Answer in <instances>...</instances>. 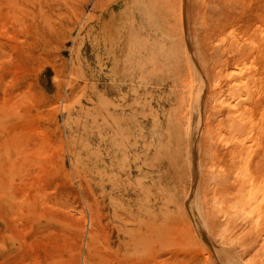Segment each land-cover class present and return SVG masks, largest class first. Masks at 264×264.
<instances>
[{"label": "rangeland", "instance_id": "rangeland-1", "mask_svg": "<svg viewBox=\"0 0 264 264\" xmlns=\"http://www.w3.org/2000/svg\"><path fill=\"white\" fill-rule=\"evenodd\" d=\"M107 1L0 0V264H264V0Z\"/></svg>", "mask_w": 264, "mask_h": 264}, {"label": "bare ground", "instance_id": "bare-ground-1", "mask_svg": "<svg viewBox=\"0 0 264 264\" xmlns=\"http://www.w3.org/2000/svg\"><path fill=\"white\" fill-rule=\"evenodd\" d=\"M100 1V0H99ZM102 1V0H101ZM107 1V0H106ZM109 1V0H108ZM107 1V3H109ZM121 1V0H120ZM115 2V1H114ZM125 3V2H124ZM102 4H103V2H102ZM105 4V3H104ZM123 4V3H122ZM240 21V20H239ZM253 22V21H252ZM250 24V23H249ZM244 25V24H243ZM247 25V24H246ZM260 25V24H259ZM255 26V25H254ZM257 26V25H256ZM249 28V27H248ZM247 28V29H248ZM254 29H255V27H253ZM262 33H264V32H262ZM116 35V34H115ZM220 35V34H219ZM224 35V34H223ZM262 35H264V34H262ZM222 36V35H221ZM254 36V35H253ZM225 37V36H224ZM246 37V36H245ZM122 39V38H121ZM146 40V39H145ZM218 40V39H217ZM247 41H249L248 39H247ZM242 42V41H241ZM252 43V42H251ZM250 44V43H249ZM253 44V43H252ZM135 45V44H134ZM118 46V45H117ZM164 47V46H163ZM164 49V48H163ZM128 50V49H127ZM196 50V49H195ZM197 52V51H196ZM117 53V52H116ZM118 54V53H117ZM116 55V54H115ZM245 63L246 62H244V65H245ZM235 64V63H234ZM239 64V63H238ZM249 64V63H248ZM248 64H246V65H248ZM251 64V63H250ZM245 65V66H246ZM238 66V65H237ZM236 66V67H237ZM245 66H241L240 68H239V66L237 67V68H235L234 67V69H232L231 70V73L232 74H234L233 76H235L236 74H239V73H242L243 71H244V73H245V71H246V69L248 68L247 66L245 67ZM249 66V65H248ZM253 66V65H252ZM254 66H255V64H254ZM253 66V67H254ZM233 67V66H232ZM250 67V66H249ZM250 69V68H249ZM248 70V69H247ZM251 70V69H250ZM250 72L251 71H249V74H250ZM229 73V72H228ZM247 73V72H246ZM230 74V73H229ZM232 74H230L231 76H232ZM230 75H229V77H230ZM241 75V74H240ZM245 76H244V78H246L247 76H246V74H244ZM226 76H228V75H226ZM225 76V77H226ZM232 76V77H233ZM250 76V75H249ZM231 77V78H232ZM228 79V78H227ZM230 79V78H229ZM228 79V80H229ZM231 80V79H230ZM230 80L228 81V83L230 82ZM236 81V80H235ZM238 81H239V79H238ZM232 84V83H231ZM234 84V83H233ZM235 84H236V82H235ZM237 84L239 85V83L237 82ZM223 86V85H222ZM234 85H232V91L230 90V91H228L229 93H228V95H230L231 97H234L235 96V98H237V94L233 91V87ZM223 88H225V87H223ZM242 88V87H241ZM229 89V88H228ZM108 91V90H107ZM221 92H222V90H221ZM236 94V95H234V93ZM232 93H233V95H232ZM239 97V96H238ZM226 98V97H225ZM235 98H234V100H235ZM228 100V99H227ZM238 100V99H237ZM237 100H235V101H237ZM223 101V100H222ZM221 101V103L220 104H218V102H217V105H219L220 107H222V109H223V111H225V112H227L228 113V111H230L232 108H231V106H230V102H222ZM233 103H234V101H233ZM218 106V107H219ZM234 106V105H233ZM235 107V106H234ZM228 117H229V115H228ZM231 120V119H230ZM230 123H232V122H230ZM119 125V124H118ZM232 126V125H231ZM229 127V126H228ZM227 127V128H228ZM229 129V128H228ZM229 131H230V129H229ZM121 132V131H120ZM118 133V132H117ZM124 137V136H123ZM131 150H132V148H131ZM129 151V150H128ZM134 151V150H133ZM130 153V152H129ZM126 154H128V153H126ZM107 155H109V153L107 154ZM110 160V159H109ZM108 160V164L110 163V161ZM106 163V164H107ZM144 163V162H143ZM231 163V162H230ZM135 166V165H134ZM259 166H261V165H259ZM136 169V168H135ZM137 169L140 171V169H141V166H139V167H137ZM230 169V168H229ZM136 172V171H135ZM131 173H133V172H131ZM131 173H126L125 174V177H126V179H129L130 178V175H131ZM108 181H110V180H108ZM118 185V186H117ZM111 186H113L114 187V189L117 191V193H118V196L120 195V192L123 190V189H121L122 187L120 186V183H117V184H113V183H111ZM244 186V185H243ZM239 187H241V186H239ZM111 189H113V188H111ZM243 189H245L246 190V188H242V189H239L240 191L241 190H243ZM112 192V191H111ZM251 192H253L250 188L247 190V193H248V195L251 193ZM247 195V196H248ZM110 196V195H109ZM250 196V195H249ZM251 197H246V198H244L243 197V195L242 194H240L239 195V205H240V208L243 210L242 212H243V214H245V215H248V212L247 211H251L252 209H253V207L251 208V206H252V204H253V202L251 201ZM251 209V210H250ZM237 210V209H236ZM239 211H241V210H239ZM238 211V212H239ZM241 213V212H240ZM250 213V212H249ZM242 214V215H243ZM248 216H250V214L248 215ZM123 220V219H122ZM121 220V221H122ZM146 230L149 232L150 231V227H149V225L147 224L146 225ZM121 229V228H120ZM260 230H262L261 228H260ZM123 234H124V232L123 231H121ZM219 232H221V230L219 231ZM260 235V234H259ZM262 235H264V234H262ZM261 235V236H262ZM260 241V240H259ZM262 241H264V239H262ZM261 241V242H262ZM260 242V243H261ZM259 243V244H260ZM215 245V244H214ZM262 245H264V244H262ZM235 248V247H234ZM227 249V248H226ZM220 250V249H219ZM227 250H229V247H228V249ZM227 250H224V251H226V252H228ZM218 251V250H217ZM223 251V250H222ZM222 251H220V253H219V255H220V257H221V260H222V262H223V264H238L237 262H236V258L235 259H233L232 257L231 258H228L225 254H221L222 253ZM223 251V253H225ZM229 252H231V251H229ZM223 255V256H222ZM227 255H229V253L227 254ZM229 256H231V254L229 255ZM239 261V260H238ZM240 263V262H239ZM242 264V263H241ZM262 264V263H261Z\"/></svg>", "mask_w": 264, "mask_h": 264}]
</instances>
